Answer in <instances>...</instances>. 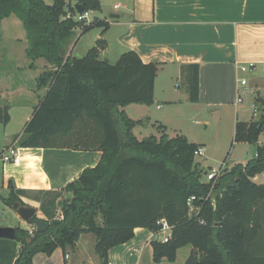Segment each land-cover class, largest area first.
Instances as JSON below:
<instances>
[{
  "label": "trees",
  "instance_id": "1",
  "mask_svg": "<svg viewBox=\"0 0 264 264\" xmlns=\"http://www.w3.org/2000/svg\"><path fill=\"white\" fill-rule=\"evenodd\" d=\"M75 3L83 4V12L102 8L101 0ZM77 14L75 4L66 0H0V37L2 21L17 16L27 32L30 67L40 58L53 65L38 77V88L46 92L14 143L102 153L95 166L61 189H23L9 181L8 196L0 194L6 205L28 206L24 198L35 200L43 217L30 222L60 223L34 235L17 225L14 239L0 237V264H35L37 253L74 250L83 233L97 236L95 251L108 264L109 250L131 240L136 228L158 233L164 222L172 228L171 238L152 241L156 263L175 261L179 248L191 244L185 264H264V183L254 180L264 172V143L259 142L264 117L235 124L232 144H256L255 155L245 164L220 166L214 179L204 180L208 170L195 155L203 145L165 132L159 139H140L134 129L142 119L125 110L130 104L154 102L159 65L145 63L133 50L110 63L100 57L105 38L85 55H73L68 47L77 43L78 28L79 40L96 27H110L106 19L78 20ZM182 79L190 101L197 102L199 65L183 66ZM9 109L0 105L4 126L11 120Z\"/></svg>",
  "mask_w": 264,
  "mask_h": 264
},
{
  "label": "crops",
  "instance_id": "2",
  "mask_svg": "<svg viewBox=\"0 0 264 264\" xmlns=\"http://www.w3.org/2000/svg\"><path fill=\"white\" fill-rule=\"evenodd\" d=\"M119 5L120 3L115 6ZM124 7V11L113 13L110 19L105 16L110 21V27L105 31L99 28L93 39L94 44L99 38L106 39L107 45L101 51L100 57L110 63L113 62L109 57L115 58L117 62L124 52L133 50L145 63L159 65L152 104H157L164 112H161L164 120L159 119L166 125V129L169 127L167 119L174 114L172 106L182 101H190L186 88L178 84L172 85L174 79L177 83L184 82L182 69L188 64L199 65V100L194 104L200 108L215 106L224 110L238 106L242 87L249 94L253 92L247 88L249 80L240 76L245 72H258L256 77H251V84L254 92H257V99L264 97V0H127ZM28 46L27 32L20 31V34L12 36L7 58L11 60L7 62L8 68L0 74V105L7 94L19 93L30 98V79L38 78L46 68H53L44 58L38 59L35 67H30L31 61L26 54ZM76 46L73 43L68 47L73 55ZM17 55L25 61L16 67L14 62ZM244 67L247 69H243ZM11 78L16 81L10 85ZM242 78L247 80L246 86L241 84ZM42 92L37 93L39 99L36 98L35 106L46 89ZM160 102H164L165 106ZM131 105L135 104L125 107L127 112ZM31 116H27L26 122ZM131 117L135 120L141 119ZM177 134L185 135L190 140L184 132ZM199 141L198 144L204 148L202 155H205L207 142ZM259 142L263 144L264 137H260ZM245 143L238 142L237 146ZM255 153L256 148L253 154L247 150L246 158L239 162L245 164ZM2 155H11L14 158L11 162H6ZM101 155L100 151L30 148L13 143L11 147L4 146L0 153L4 172L3 187L9 194V181L13 180L17 187L23 189H61L78 178L86 167L95 166ZM225 163L224 160L221 166L230 168ZM254 180L264 183V172L257 174ZM24 201L38 208L37 216L43 217L39 202L29 198H24ZM15 212L17 221L13 220L14 222L3 226L26 227L28 223L21 219L16 210ZM160 232L154 233L143 227L136 228L131 240L109 250L108 264H185L193 250L191 244L179 248L175 261L167 258L159 263L154 261L152 241H163L168 234V231H164L165 235L159 234ZM96 242L95 234L83 233L74 250L69 248L64 251L57 248L51 255L40 252L34 256V263L103 264L95 251Z\"/></svg>",
  "mask_w": 264,
  "mask_h": 264
},
{
  "label": "rangeland",
  "instance_id": "3",
  "mask_svg": "<svg viewBox=\"0 0 264 264\" xmlns=\"http://www.w3.org/2000/svg\"><path fill=\"white\" fill-rule=\"evenodd\" d=\"M66 1L73 5L75 4V0ZM45 2L48 4H53L54 0H45ZM102 2L103 10L89 11L88 21L93 20L95 17L105 19V16H107L109 19L112 18L113 13L122 12L125 10L124 4L127 2V0H102ZM119 3L120 5L116 7L115 5ZM99 28L102 27H96L92 29L91 32L89 31V33L82 35L79 40L78 36H80L81 29H77L73 39L75 43L77 42L76 49L74 50L75 55L78 57L83 56L87 50L93 46V39L95 34L99 31ZM1 30L0 74H2V72L8 68L7 62H9L8 60H11V58H7L8 52L10 50L9 48L12 45V36L20 34V31L22 33L26 32L22 20L15 15H11L2 21ZM109 58L111 62H116L115 58ZM24 61L23 57L17 55L14 62L16 64L15 66L17 67L19 64L22 65L21 63ZM257 74L258 72L254 74L251 72L240 74L241 77H246L249 80L247 88L249 91L252 90L253 92L251 91L252 93L249 94V92L247 93V91H245V89L242 87L240 90V95L242 96L243 101L239 102L238 106H231V108H225L224 110H221L215 106H206L204 108H200V106L194 104L192 101H182V103L179 102L174 104L176 105L172 106L174 107V114L170 119H167L169 120V127L167 129L165 128L164 131L162 129L160 130L159 128V126L162 125L161 120H164V116L161 114L162 109L158 108L157 104L131 105L127 108L129 114L134 118L142 119V122L136 125L134 132L138 137L147 138L155 136L158 139L164 132L168 134V136H173L177 133L184 132L188 135L190 142L198 143L200 142L199 140L207 142L208 147L205 155H197L196 161L199 162L202 167L204 166L208 172L213 171V169H219L220 166L224 164V160L230 167L233 166L235 162L244 161L243 158H246L247 156L246 151L250 150V153L253 154L256 144L245 143L246 145L241 144L239 146H237L238 142L232 144L234 125L237 121H250L256 118L261 119L264 117V97L257 99V92H254V89L252 88L253 86L251 84L253 79L251 77H256ZM37 79L38 78L34 79L33 77L30 79L31 82L29 86L32 88V96L30 98L27 95H19V93H16L7 94L6 98L2 99V105L8 104L10 106L9 113L11 114V120L6 126L0 123V153L4 146L11 147V145L14 143V137L16 135L23 133L27 116H31V114H33L35 104L37 103L36 98L39 99V94L37 93L41 94L43 93L42 91H44V89L38 88ZM15 81V78L9 79L10 85ZM175 84L180 85L182 88H186V84L184 82L182 83L179 81V83H177L174 79L172 80V85ZM160 103L165 106L164 102ZM256 106L259 109H257V115H254ZM236 108L238 113H236ZM181 130H183V132ZM260 137L263 138L264 133ZM6 153L9 154L8 152ZM206 158H208V160H206ZM2 162L3 161L0 159V194L8 196V190L3 187L4 172ZM204 180H207L206 175L204 176ZM15 217L16 212L13 207L6 205L0 198V225L12 223L14 222L13 220L17 221ZM164 231L167 232V230ZM164 231L162 230L159 234L164 233L165 235Z\"/></svg>",
  "mask_w": 264,
  "mask_h": 264
},
{
  "label": "water",
  "instance_id": "4",
  "mask_svg": "<svg viewBox=\"0 0 264 264\" xmlns=\"http://www.w3.org/2000/svg\"><path fill=\"white\" fill-rule=\"evenodd\" d=\"M75 8L78 13L83 12L84 10V6L81 3H75ZM147 139H150V137H147ZM60 205H62V201L60 202ZM13 208L17 211L21 219L27 223L30 222L31 219L37 215V211H38V208L34 206H30V205L25 206V205H21L20 203H15ZM34 223L37 227V230L42 232L47 230L50 227V225H56L60 223V219H55L51 222L37 219L34 221ZM0 237L14 239L16 237V228L14 226L0 225Z\"/></svg>",
  "mask_w": 264,
  "mask_h": 264
},
{
  "label": "built area",
  "instance_id": "5",
  "mask_svg": "<svg viewBox=\"0 0 264 264\" xmlns=\"http://www.w3.org/2000/svg\"><path fill=\"white\" fill-rule=\"evenodd\" d=\"M76 18L78 20H87L88 21V19H89V11H85V12L78 13L77 16H76ZM243 69L246 70L247 67H244ZM241 84L243 86H246L247 85V80L245 78H242L241 79ZM238 101L239 102H242L243 101V98L240 96L239 99H238ZM257 109H258V107H255L254 115H257V111H258ZM203 152H204V148L202 146H199L196 149V151H195V155L196 156L197 155H202ZM12 158H13V156H11V155H2V159H4V161H6V162H9V161L11 162ZM218 171H219V169H213V171L207 172L205 174L206 177H207V181L214 179L215 176L217 175ZM194 198H195V196H192L189 199V205L192 206V201H193ZM25 228L27 229L29 235H34L35 230H37V227H36V225H35L34 222H28V224H27V226ZM162 230L163 231L164 230H167L168 231V234L164 237V240H163L164 242H167L171 238V230H172V228H171L170 225H168L166 222H164L163 229ZM67 257H69V255H67Z\"/></svg>",
  "mask_w": 264,
  "mask_h": 264
}]
</instances>
